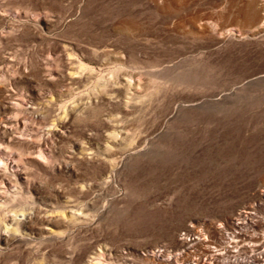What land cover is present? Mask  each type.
Instances as JSON below:
<instances>
[{"label": "rangeland", "instance_id": "obj_1", "mask_svg": "<svg viewBox=\"0 0 264 264\" xmlns=\"http://www.w3.org/2000/svg\"><path fill=\"white\" fill-rule=\"evenodd\" d=\"M261 236L264 0H0V264H249Z\"/></svg>", "mask_w": 264, "mask_h": 264}, {"label": "bare ground", "instance_id": "obj_2", "mask_svg": "<svg viewBox=\"0 0 264 264\" xmlns=\"http://www.w3.org/2000/svg\"><path fill=\"white\" fill-rule=\"evenodd\" d=\"M242 214H244L243 215V218H246L250 213L248 212V211H243V213ZM243 221V220H242ZM239 224V223H238ZM237 233V232H236ZM238 234V233H237ZM236 235H233V238L235 237ZM244 234H242V233H239V237L238 236H236V238H239L240 239V237H242V239H240L239 241L241 242L240 243V245H239V248L240 247H242V248H245L246 246H248V249H250V247L251 246H249V245H253L251 242L253 241V239L251 238L252 236H250V235H246L249 239L248 240H245L244 239ZM262 237V236H261ZM206 240V239H205ZM232 242V241H231ZM257 242H259V243H257L256 245H259L260 244V246H261V248L264 246V237H262V239H261V241H257ZM234 246H232V247H235V248H238L237 246H238V240H235L234 241ZM259 249L257 252H253L254 251V249H252L251 250V252H252V255L250 256V258H249V264H259V263H264V247L262 248V249ZM229 252H231L230 250H229ZM233 252V251H232ZM251 261H258V262H256V263H251Z\"/></svg>", "mask_w": 264, "mask_h": 264}]
</instances>
